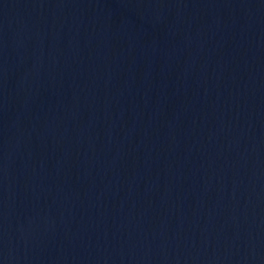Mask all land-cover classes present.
<instances>
[{"label": "water", "instance_id": "water-1", "mask_svg": "<svg viewBox=\"0 0 264 264\" xmlns=\"http://www.w3.org/2000/svg\"><path fill=\"white\" fill-rule=\"evenodd\" d=\"M0 264H264V0H0Z\"/></svg>", "mask_w": 264, "mask_h": 264}]
</instances>
